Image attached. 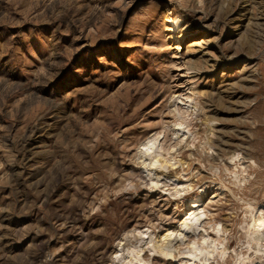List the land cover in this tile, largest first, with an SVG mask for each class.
<instances>
[{
	"label": "rangeland",
	"instance_id": "374dc122",
	"mask_svg": "<svg viewBox=\"0 0 264 264\" xmlns=\"http://www.w3.org/2000/svg\"><path fill=\"white\" fill-rule=\"evenodd\" d=\"M158 132L176 188L139 160ZM198 198L229 251L203 264L264 263V0H0V264H178L203 230L153 246Z\"/></svg>",
	"mask_w": 264,
	"mask_h": 264
},
{
	"label": "bare ground",
	"instance_id": "6f19581e",
	"mask_svg": "<svg viewBox=\"0 0 264 264\" xmlns=\"http://www.w3.org/2000/svg\"><path fill=\"white\" fill-rule=\"evenodd\" d=\"M174 25L175 27L171 28L169 32H174L175 29L178 30L179 21H176ZM187 98H189L190 100L192 99V97L190 96ZM195 102L197 105L200 104L198 101H195ZM197 105L195 107H197ZM195 114L196 112L194 113L193 111L191 112V115H195ZM174 125L175 127H173V136L175 139H177L178 145H180L185 140V137L187 136V133H185V131L187 130L188 132H190L188 129L189 125L187 124V122L185 121L182 115H176L174 119ZM160 136H161V133L159 132L157 134L155 133L151 137L147 138V140L145 141V143H143V145L141 144L143 148L141 149L140 153H138V156L140 155L139 160L141 159L142 160L141 163L143 164L142 166L146 167L147 173H149V177L151 178V184L154 185V187H158L160 184L163 183L165 186H171L175 184V188H176L177 179L173 180L172 178L168 177L166 174V171L168 172V170L171 167L175 166L178 162H181V161H177L175 157L173 158V160H175L174 163H171L170 159H161L163 155L160 152L163 149V144L160 145ZM239 155L238 156L235 155L231 160L233 162L235 161L240 162L241 160H240ZM180 192L181 191L176 190V194H179ZM202 201H203L202 198H198L196 201H193L191 207H189V211L186 213L185 218L181 223L182 229L179 231L180 234L178 236L180 239L178 240V238L177 239L175 238L172 240V235L174 232H171L170 230H168L167 234L163 237L162 241H156L155 245L153 246L154 248L152 251L159 253V254H163L166 257H172L176 259V257L174 256V252L176 250V244L179 243V245H186L185 242L187 239L193 238V237L196 238L199 232L203 230L204 233L202 234V237H201L203 241L201 243H198L197 242L198 240L197 241L195 240L189 244L187 243L188 246L186 250L179 254L178 264H203L204 263L203 260H205L207 256L210 257L214 254H219L221 258H225L229 254L228 247L226 244L227 240L226 238L223 237L225 235V231L224 229H221L222 227L219 225L215 233L217 237L213 238L210 236L208 231L205 229V224H206L205 218L207 217V212L205 211V209H202V206H203ZM249 208L251 207L249 206ZM251 215H252V219H251L252 229L256 228L254 232L255 233L254 237L257 238L256 240H259L257 245H261L262 249H264V206L258 209L252 208ZM147 234L148 233L141 232V235L143 236ZM149 238H151L150 244L154 243V239L151 236H149ZM142 239L143 240L140 241V243L144 242L145 238H142ZM262 249L260 250L264 252ZM130 250H132V248ZM143 250L144 249H142L141 246H136L131 251V256L133 257V260L138 262L137 264H150L149 262L142 259L143 257L141 258V256L139 255ZM203 257L204 258L206 257V258L204 259ZM238 257L240 258V261H236V264H253L254 262L250 257H245L243 255H240ZM248 259L251 260V262ZM247 260L249 262H247ZM261 264H264V263H261Z\"/></svg>",
	"mask_w": 264,
	"mask_h": 264
}]
</instances>
